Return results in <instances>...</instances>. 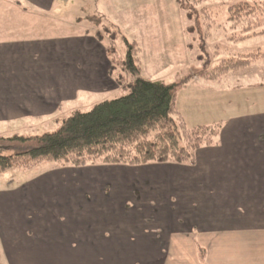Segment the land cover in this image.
I'll use <instances>...</instances> for the list:
<instances>
[{
  "label": "crops",
  "instance_id": "obj_1",
  "mask_svg": "<svg viewBox=\"0 0 264 264\" xmlns=\"http://www.w3.org/2000/svg\"><path fill=\"white\" fill-rule=\"evenodd\" d=\"M66 1L0 0V121L43 120L78 91L95 89L91 82L108 79L110 62L95 38L30 34L36 28L50 30L37 27L35 17L59 14ZM115 87L111 81L110 88ZM217 123L223 124L219 141L198 150L193 164L45 165L20 175L16 187L9 181L0 191V208L10 214V219L0 218L1 255L7 264H30L21 256L38 251L20 249L34 248L36 241H77L67 227L73 219L82 224L88 217L113 224L151 220L156 226L149 229L159 235L147 236L144 225L139 238L145 246L147 238L155 240V247L163 237L187 238L194 242L199 264H264L259 243L264 235L258 232L264 220V113L245 112L228 125ZM84 201L95 210L86 214ZM229 219H235L239 233L235 243L240 246L232 251L239 258L221 260L233 255L212 235L227 234ZM209 240L213 247L206 250Z\"/></svg>",
  "mask_w": 264,
  "mask_h": 264
},
{
  "label": "rangeland",
  "instance_id": "obj_2",
  "mask_svg": "<svg viewBox=\"0 0 264 264\" xmlns=\"http://www.w3.org/2000/svg\"><path fill=\"white\" fill-rule=\"evenodd\" d=\"M239 1L201 0L195 7L199 14V23L196 25L194 20L187 17L180 0H67L59 14L35 17L37 27L51 26L50 30L36 28V32L30 34L92 37L97 28L90 23V17L99 16L105 25L118 28L121 32L120 38L114 43L118 58L125 59L126 56L124 39L130 44H136L139 49L137 58L142 67L139 78L180 85L176 105L188 128L217 122H227L228 125L232 119L235 120L245 112L264 113V58L251 62L245 68H232L209 75L210 70L227 58L264 50V35L242 41L240 27L228 21V8ZM41 18L45 21H41ZM260 26L264 29V17L260 20ZM106 44L108 42L99 43L104 48ZM112 65L110 62L107 80L91 82L95 84V89L78 91L74 99H69L57 111L46 114L43 120L0 121V138L36 136L56 131L62 120L76 109L89 112L98 103L127 95L128 90L123 85L134 80V77L123 66L116 65L111 69ZM110 79L115 83V88H110ZM66 88L69 89V85L66 84ZM11 149L2 151V155L13 153ZM97 166L109 167H87ZM9 181L16 182V187L21 179L14 172L0 174V191L6 189L4 185H9ZM95 207L84 201L83 210L86 214L94 211ZM0 210L4 211L0 213L1 219H10L9 212ZM111 221L83 217L80 224L81 219H73L67 228L70 236L77 234V241H36L34 248L20 250L35 249L38 252L25 254L21 258L30 264H199L193 240L177 237L169 240L163 237L157 241L160 247H155V240L147 238L145 246L139 238L144 225L148 229L147 236L159 235L158 231L149 229L156 226L151 220L130 219L127 224H123L126 220L122 224H113ZM238 221L242 222L241 219ZM220 222L222 219H219V226ZM234 222L235 219H229L227 234L212 235L215 240L220 239L225 244L223 249L228 254L233 255L219 257L221 260L239 258L232 252L240 246L235 243L240 241L237 240L239 233L235 231ZM258 225V232L264 235V220L258 222ZM259 243L260 247L264 245V236ZM205 246L206 250L210 249L213 241H206ZM70 247L79 251L67 250ZM42 249L45 250L39 252ZM0 264H7L1 249Z\"/></svg>",
  "mask_w": 264,
  "mask_h": 264
},
{
  "label": "trees",
  "instance_id": "obj_3",
  "mask_svg": "<svg viewBox=\"0 0 264 264\" xmlns=\"http://www.w3.org/2000/svg\"><path fill=\"white\" fill-rule=\"evenodd\" d=\"M199 2L201 0H180L187 17L196 25L199 14L195 7ZM228 10V21L240 27L242 41L264 35L260 26L264 17V0H240ZM90 23L97 28L92 37L100 44L108 42L105 51L113 64L111 69L116 65L123 66L134 77L123 85L128 94L98 103L89 112L73 111L56 131L0 138V174L14 172L20 177L45 165L78 169L92 165L193 164L198 150L219 141L222 123L186 126L176 106L178 83L152 82L138 77L142 67L135 43L130 44L124 39L126 56L120 59L114 46L120 38L119 29L105 25L99 16L90 17ZM262 58L264 50L260 49L248 55L227 58L208 74L245 68ZM9 146L14 152L2 155V151L10 150Z\"/></svg>",
  "mask_w": 264,
  "mask_h": 264
},
{
  "label": "water",
  "instance_id": "obj_4",
  "mask_svg": "<svg viewBox=\"0 0 264 264\" xmlns=\"http://www.w3.org/2000/svg\"><path fill=\"white\" fill-rule=\"evenodd\" d=\"M0 151H1V148H0Z\"/></svg>",
  "mask_w": 264,
  "mask_h": 264
}]
</instances>
